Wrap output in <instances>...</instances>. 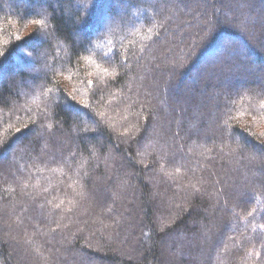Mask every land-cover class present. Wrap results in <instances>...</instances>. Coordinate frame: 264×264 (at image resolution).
Listing matches in <instances>:
<instances>
[{"label": "trees", "instance_id": "1", "mask_svg": "<svg viewBox=\"0 0 264 264\" xmlns=\"http://www.w3.org/2000/svg\"><path fill=\"white\" fill-rule=\"evenodd\" d=\"M0 160V264H264V0H0Z\"/></svg>", "mask_w": 264, "mask_h": 264}, {"label": "rangeland", "instance_id": "2", "mask_svg": "<svg viewBox=\"0 0 264 264\" xmlns=\"http://www.w3.org/2000/svg\"><path fill=\"white\" fill-rule=\"evenodd\" d=\"M198 5V4H197ZM198 7H200V5L198 6ZM193 8V7H192ZM103 17V16H102ZM100 21H101V18H100ZM99 22V21H98ZM102 24L105 26H110V27H113L114 29H115V25L114 24H111V21L108 19V18H106V19H103L102 21ZM105 26V27H106ZM30 35V34H32L30 31H25L24 32V35ZM229 42H227V44H228ZM208 54V53H207ZM207 54H205L206 55V61H209V59H212V57L211 56H207ZM204 55V56H205ZM172 59H174V58H172ZM180 59L179 58H175L174 59V61H171L170 63H168L169 64V66H172V67H174V65L175 64H177L176 62H180L179 61ZM206 63V62H205ZM204 63V64H205ZM208 65V64H207ZM3 163V164H2ZM5 165L6 164H4V162H3V160H0V167H2V166H4L5 167ZM8 165V164H7ZM10 166V165H9ZM8 167V166H7ZM98 214V213H97ZM12 221H13V223H14V225H18L17 223L18 222H16L15 221V218L13 217L12 218ZM13 225V224H12ZM65 226H72L73 227V231L72 232H74V231H79V230H82L81 228V225H79L78 223H77V221H75V220H73V221H67V223H65ZM13 227V226H12ZM8 228V227H7ZM6 227H5V231H6V238L8 239V241H9V243L11 244V247H10V249L13 251V252H15V258H16V261H18V263L19 264H43V263H41V261L40 262H34V261H30L29 260V258H28V253L25 251V249L24 248H22L19 244H25V246H28L27 245V240L30 238V234H31V231L29 232V233H27V234H25L24 232L26 231V226H25V228H22V229H24L25 231H23L22 232V234L19 236V235H16V233L14 232V231H12V229L10 228H8L7 229ZM14 228V227H13ZM27 232V231H26ZM17 237V238H16ZM16 241L17 242H19V243H16ZM34 252H36V253H38L36 250H33ZM35 254V253H34ZM257 253H255V255H256ZM17 256V257H16ZM25 256V259L24 258H22V257H24ZM42 262H44V261H42Z\"/></svg>", "mask_w": 264, "mask_h": 264}]
</instances>
